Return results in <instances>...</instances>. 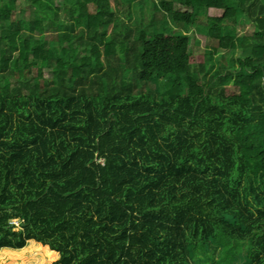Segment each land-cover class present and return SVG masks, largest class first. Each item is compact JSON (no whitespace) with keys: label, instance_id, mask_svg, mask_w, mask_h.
Here are the masks:
<instances>
[{"label":"trees","instance_id":"obj_1","mask_svg":"<svg viewBox=\"0 0 264 264\" xmlns=\"http://www.w3.org/2000/svg\"><path fill=\"white\" fill-rule=\"evenodd\" d=\"M36 250L264 264V0H0V256Z\"/></svg>","mask_w":264,"mask_h":264},{"label":"rangeland","instance_id":"obj_2","mask_svg":"<svg viewBox=\"0 0 264 264\" xmlns=\"http://www.w3.org/2000/svg\"><path fill=\"white\" fill-rule=\"evenodd\" d=\"M111 1V0H110ZM139 1V0H138ZM141 2V1H140ZM25 7V3L23 1L20 2L18 11ZM148 5L144 7L143 18L147 20L148 16ZM16 13V17L20 18L19 14H23L26 19L29 18L30 12L27 9H23L24 13L18 12ZM142 20V19H141ZM190 35V49L194 50L195 52H203L208 44L211 43L209 39L204 35L203 32L200 31H192L189 33ZM207 68L209 64L206 65ZM11 252H3L0 256V264H50L55 258L49 254L40 252L39 250L36 251H26V253H19L10 255Z\"/></svg>","mask_w":264,"mask_h":264}]
</instances>
